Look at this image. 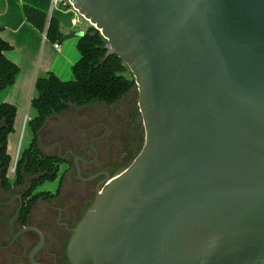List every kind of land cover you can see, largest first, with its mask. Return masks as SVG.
<instances>
[{
	"label": "water",
	"instance_id": "1",
	"mask_svg": "<svg viewBox=\"0 0 264 264\" xmlns=\"http://www.w3.org/2000/svg\"><path fill=\"white\" fill-rule=\"evenodd\" d=\"M69 2L135 83L143 127L72 229L69 261L264 264V0Z\"/></svg>",
	"mask_w": 264,
	"mask_h": 264
},
{
	"label": "flooded vegetation",
	"instance_id": "2",
	"mask_svg": "<svg viewBox=\"0 0 264 264\" xmlns=\"http://www.w3.org/2000/svg\"><path fill=\"white\" fill-rule=\"evenodd\" d=\"M78 106L50 116L39 131L46 155L60 160L55 191L0 188V264H72L66 246L83 209L113 176L112 168L124 161L128 166L142 147V120L132 88L114 103ZM40 191L49 195L35 196ZM27 205L23 218L20 212Z\"/></svg>",
	"mask_w": 264,
	"mask_h": 264
},
{
	"label": "trees",
	"instance_id": "3",
	"mask_svg": "<svg viewBox=\"0 0 264 264\" xmlns=\"http://www.w3.org/2000/svg\"><path fill=\"white\" fill-rule=\"evenodd\" d=\"M23 15L27 22L37 30L43 31L46 39L57 42L61 39L58 20L54 16L47 17L39 8L23 5ZM106 40L92 25L78 37L76 48L78 59L71 66L72 78L60 79L49 72L34 80L35 95L30 105L36 114L27 120L32 137L29 145L18 153L14 178L7 177L10 156L7 152V136L13 129L15 106L9 102H0V188L8 191L13 185L26 186L27 192L44 181H52L57 176L60 160L55 156L43 154L37 144L39 131L45 120L69 108V104L84 105L93 102L111 104L119 100L130 88L133 81L117 76L125 67L115 53L106 55ZM11 45L0 36V91L13 83L18 66L6 57L5 51ZM28 177V180H27ZM49 195L47 191L35 194ZM29 206H23L21 214L25 218Z\"/></svg>",
	"mask_w": 264,
	"mask_h": 264
},
{
	"label": "crops",
	"instance_id": "4",
	"mask_svg": "<svg viewBox=\"0 0 264 264\" xmlns=\"http://www.w3.org/2000/svg\"><path fill=\"white\" fill-rule=\"evenodd\" d=\"M25 4L39 8L47 17L54 16L58 20L62 37L57 41L58 48L53 46L54 42L46 39L43 31L37 30L25 20L22 9ZM72 16L74 17L72 8L51 6L50 0H0V36L11 45L5 55L18 66L13 83L0 91V102H9L16 108L13 129L7 136V152L11 159L7 177L11 182L14 174L10 169L16 155L13 154V142L19 131V124L21 120H30L36 114L30 105V99L35 95L34 80L49 72L60 79H69L72 76L71 66L79 57L76 48L78 38H64L71 30H80L77 28L79 26L71 23ZM80 23L81 21L77 24ZM80 26L85 28V25ZM30 109L33 110L32 116L27 115ZM54 117L52 115L51 119Z\"/></svg>",
	"mask_w": 264,
	"mask_h": 264
},
{
	"label": "rangeland",
	"instance_id": "5",
	"mask_svg": "<svg viewBox=\"0 0 264 264\" xmlns=\"http://www.w3.org/2000/svg\"><path fill=\"white\" fill-rule=\"evenodd\" d=\"M73 16H72V19H71V23L74 24V21H73ZM88 22L84 19V18H81V23L80 24H75V26H79L77 27L78 29L80 30H83L85 31L87 28H88ZM80 25H85V28L81 27ZM74 27V28H76ZM66 35V34H65ZM64 35V36H65ZM63 36V37H64ZM74 38H78V36H73ZM62 38V37H61ZM68 40L67 39H64L62 42ZM72 76L69 78L71 79ZM68 80V79H66ZM132 91L134 92V100L135 102L137 103V87L136 85L132 87ZM69 109L65 110V111H68ZM27 115L28 116H32L33 115V110H28L27 111ZM31 118V117H30ZM49 118V117H48ZM26 119V118H25ZM25 119H23V121L21 120L20 122V127H19V131H18V134L13 142V154H15L17 151H20L21 149H23L24 147H26L27 145H29V142L31 140V137H32V133H31V130H30V127L28 125V123L26 121H24ZM47 122V121H46ZM44 124V123H43ZM43 126V125H42ZM41 126V127H42ZM51 127V126H50ZM49 127V128H50ZM43 135L41 132H39V136H38V139H37V143H38V148L39 150L43 153V154H47L43 148ZM12 154V155H13ZM75 157V156H74ZM127 166V162L124 161V163H122L121 165H119L118 167H115V168H112V175H116L117 173H119L120 171H122L125 167ZM60 167H64L63 163L61 164ZM61 171L62 169L59 168L58 170V173H57V176L55 177L54 180L52 181H44L42 182L40 185H38L35 190H48V191H51V192H54L55 189H56V186H57V178L58 176L61 174ZM27 180H28V177H27ZM22 188H25L24 186ZM6 198V196H3L2 199L4 200ZM92 199V198H91ZM90 201V200H89ZM92 201V200H91ZM90 204H87V206H85V210L86 208L89 206ZM83 209V211L85 212V210Z\"/></svg>",
	"mask_w": 264,
	"mask_h": 264
},
{
	"label": "built area",
	"instance_id": "6",
	"mask_svg": "<svg viewBox=\"0 0 264 264\" xmlns=\"http://www.w3.org/2000/svg\"><path fill=\"white\" fill-rule=\"evenodd\" d=\"M50 5L51 6H62V7L72 8L69 0H50ZM73 18H74L73 19L74 24H77V23H79L81 21L82 17L74 10V17ZM53 46L55 48H58V43L54 42ZM25 121H26V119H25ZM18 153H19V151L16 152V155L14 157V162H13V165H12V167L10 169L11 172H14V167H15V163H16V159H17Z\"/></svg>",
	"mask_w": 264,
	"mask_h": 264
}]
</instances>
